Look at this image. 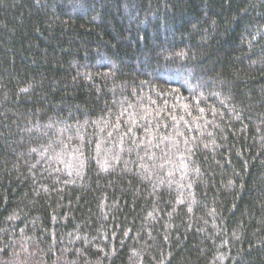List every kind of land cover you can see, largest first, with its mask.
Segmentation results:
<instances>
[{"label":"trees","instance_id":"1","mask_svg":"<svg viewBox=\"0 0 264 264\" xmlns=\"http://www.w3.org/2000/svg\"><path fill=\"white\" fill-rule=\"evenodd\" d=\"M0 264H264V0H0Z\"/></svg>","mask_w":264,"mask_h":264}]
</instances>
